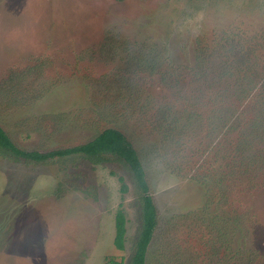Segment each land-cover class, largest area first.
I'll return each mask as SVG.
<instances>
[{"label": "rangeland", "instance_id": "374dc122", "mask_svg": "<svg viewBox=\"0 0 264 264\" xmlns=\"http://www.w3.org/2000/svg\"><path fill=\"white\" fill-rule=\"evenodd\" d=\"M256 46L260 67L218 78L230 48L234 61L253 59ZM201 53L210 67L199 70L216 65L202 91L187 76ZM227 91L233 105L207 113ZM200 97L204 117L221 120L213 136L193 132L197 150L181 139L184 169L156 108L167 102L173 118ZM0 126L42 154L119 127L158 210L147 264H264V0H0ZM102 159L0 153V264H132L140 191L120 159ZM119 209L124 250L114 243Z\"/></svg>", "mask_w": 264, "mask_h": 264}, {"label": "trees", "instance_id": "16d2710c", "mask_svg": "<svg viewBox=\"0 0 264 264\" xmlns=\"http://www.w3.org/2000/svg\"><path fill=\"white\" fill-rule=\"evenodd\" d=\"M204 39L206 40V38ZM230 46H233L231 47L232 49L237 48L235 43ZM204 47H206V45ZM231 48V52H228V55L223 62L222 68L224 71H222V76L220 75L218 78L235 74L236 71H232L231 69H234L235 67L238 68L239 65H244L247 63L248 66L250 65L251 69L254 67L258 68L260 67V65H262V63H260V60L263 58L256 53L258 48L257 46L250 47L251 51H254L253 53L256 54L253 59H250L248 53L245 54V52L243 51L237 53V60L235 59L234 61L230 59L231 55L233 54ZM201 54L199 55V58L195 60L197 66L190 68V72L187 73L189 79L191 77V87H196V89L200 91H202L203 89H208V87L211 88V86L213 85L208 86V84H213L216 82L214 79L215 74L212 70L214 69V67H216L214 62L211 63V71L199 70L204 64L206 66V62H208L207 59H204L206 58V56ZM208 67H210L209 62ZM209 79L211 81H208ZM175 82L178 83L177 79ZM242 91V96H247V94L250 92L246 91L245 89H243ZM222 93L221 94L223 95V97H221V99L217 103L211 101L214 96L211 97L210 106L212 109H208L207 113L213 114L219 111V107H223L224 105H233V102L231 101L233 99V93L230 91ZM216 95L218 97L221 96L219 94ZM153 101L151 102V100H149L144 102L142 105L143 111L145 110V108L153 107ZM161 104L158 106V108H156L157 112L155 116L160 115V120L157 122L155 127L162 130L163 134L165 135V141L168 140L172 143L173 146H177H174V150H177L176 155L178 156V158L181 161L186 162V164H184L185 169V166L187 167L188 163H190V159L188 158V155L185 152V148L181 143V139L183 140L186 135H189V139L195 143L194 145L192 144V147L196 148L197 150V142H195L196 138H193L192 136L193 132H202L204 130L207 136H213L217 133L216 130L218 129V123H216V121L221 120V116L212 115L211 117H207L210 118L208 122L205 121V119L207 118L204 117L205 112L202 113L201 109L205 108V105H209V103L205 102L203 97H200L198 100H193V102L188 103L189 109L184 111L179 110L175 113V116L173 118H165V115L167 114V109L171 107L168 106L167 102ZM194 105L196 106V108H194ZM184 118H186L187 121H184ZM224 119L225 116H223V121ZM0 153L4 156L13 157L15 161L28 159L40 163L46 161L47 159L64 157L77 153H83L85 157L89 158L92 162L100 163L103 161L102 158L105 154L110 153L115 155L129 168V171L131 172L134 181L140 191L142 224L139 235L137 236L135 242L136 250L135 255L132 259V264H147L148 249L155 235L156 228L158 226V210L154 202V198L151 195L150 186L147 179V173L140 159L139 153L137 152L130 139L119 129V127H108L104 129L100 135L90 140L89 142L84 143L83 145H78L67 149H60L51 152L50 154H42L34 151L29 152L20 150L17 146H15V144L12 142L5 130L0 126ZM194 153H196L195 150ZM184 169H180L178 172L183 173ZM120 180L121 182H123V179ZM127 190L128 186L126 185V183L123 182L122 191L126 192ZM126 223L127 220L125 213L122 209H119L115 216L116 234L114 239V243L119 250H124L125 248L127 232Z\"/></svg>", "mask_w": 264, "mask_h": 264}]
</instances>
